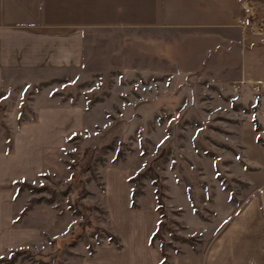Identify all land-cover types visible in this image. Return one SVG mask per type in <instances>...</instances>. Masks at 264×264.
<instances>
[{
    "label": "rangeland",
    "instance_id": "374dc122",
    "mask_svg": "<svg viewBox=\"0 0 264 264\" xmlns=\"http://www.w3.org/2000/svg\"><path fill=\"white\" fill-rule=\"evenodd\" d=\"M251 1L255 27L264 1ZM242 33L94 30L80 72L27 73L0 90V154L18 164L0 264H92L145 235L146 211L170 264L169 252L205 251L251 202L264 214V84L242 76L244 47L264 40ZM51 108L80 111L82 124L48 126Z\"/></svg>",
    "mask_w": 264,
    "mask_h": 264
},
{
    "label": "crops",
    "instance_id": "0c3cea01",
    "mask_svg": "<svg viewBox=\"0 0 264 264\" xmlns=\"http://www.w3.org/2000/svg\"><path fill=\"white\" fill-rule=\"evenodd\" d=\"M252 7L257 8L251 0H0V90L27 73L80 72L89 62L87 34L94 30L208 34L238 28L243 41L247 29L252 37L264 40V22L255 27L248 23L255 10ZM242 76L247 82L264 84V44L244 47ZM40 119L54 129L65 125L67 135L82 124L81 112L70 108L44 110ZM46 135L42 134L41 140ZM8 156L0 154V191H6L5 196L0 194V252L12 245L9 239L15 236L8 186L18 164ZM142 215L148 224L145 235L128 238V247L121 250L100 249L92 264H160L162 260L151 245L158 215L155 211ZM167 255L170 264H264L261 205L251 202L205 251Z\"/></svg>",
    "mask_w": 264,
    "mask_h": 264
},
{
    "label": "trees",
    "instance_id": "16d2710c",
    "mask_svg": "<svg viewBox=\"0 0 264 264\" xmlns=\"http://www.w3.org/2000/svg\"><path fill=\"white\" fill-rule=\"evenodd\" d=\"M133 200H134V195H133ZM156 235H157V231H156V233L152 237L151 245L153 244V241H154V238H155ZM117 246L120 247V245H117Z\"/></svg>",
    "mask_w": 264,
    "mask_h": 264
},
{
    "label": "built area",
    "instance_id": "2783aa9c",
    "mask_svg": "<svg viewBox=\"0 0 264 264\" xmlns=\"http://www.w3.org/2000/svg\"><path fill=\"white\" fill-rule=\"evenodd\" d=\"M259 194H260L261 196L264 197V189H261V190L259 191Z\"/></svg>",
    "mask_w": 264,
    "mask_h": 264
}]
</instances>
